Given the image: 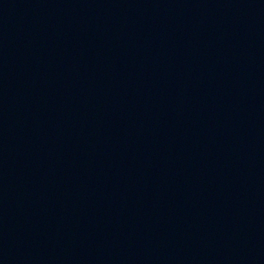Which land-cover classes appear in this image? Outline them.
I'll list each match as a JSON object with an SVG mask.
<instances>
[{
  "label": "water",
  "instance_id": "1",
  "mask_svg": "<svg viewBox=\"0 0 264 264\" xmlns=\"http://www.w3.org/2000/svg\"><path fill=\"white\" fill-rule=\"evenodd\" d=\"M0 264H264V0H0Z\"/></svg>",
  "mask_w": 264,
  "mask_h": 264
}]
</instances>
